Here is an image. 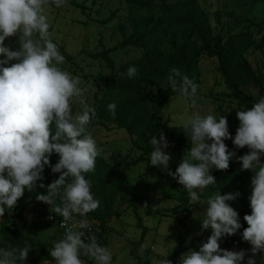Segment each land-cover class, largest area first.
Wrapping results in <instances>:
<instances>
[{
    "label": "clouds",
    "instance_id": "1",
    "mask_svg": "<svg viewBox=\"0 0 264 264\" xmlns=\"http://www.w3.org/2000/svg\"><path fill=\"white\" fill-rule=\"evenodd\" d=\"M65 3L66 0H0V218H4L6 210L15 208L25 190H35L53 153L59 158L50 166L51 171L59 176L46 186V194L38 193L36 199L51 206V211L65 223L73 221L74 216L86 217L99 206L91 181L86 178V174L95 171L101 152L87 132L95 108L84 100L79 78L61 68L65 58L51 39L46 14L50 6L60 8ZM18 34L19 46L10 50L4 41ZM126 74L133 79L137 68L129 66ZM168 82L184 100L197 93L198 84L176 68L171 69ZM77 102L82 109L73 115L72 106ZM107 108L115 116L116 103H109ZM236 118L239 125L233 136L223 115L197 112L182 117L181 127L189 146L174 172L168 170L171 157L165 151L169 147L165 135L161 133L159 139L152 136L149 141L147 164L168 171L193 204L206 205L203 217L198 218L201 229H210V235L198 250L185 252L180 264H256L255 254H264V163L260 159L264 156V97L251 107L238 109ZM228 139L237 149L247 147L248 151L236 159L241 170L253 172L247 197L250 214L243 216L247 227L240 234L251 246L248 251L252 255L246 260L245 250L231 251L219 246L223 237L241 229L239 214L228 203L240 193L221 195L218 190L203 201L200 195L217 182L210 171L227 170L235 156L224 143ZM89 228L87 219L67 228L63 238L48 250L54 264H82L81 255L94 264H113V253L108 247L98 244L94 236L85 240L84 230ZM30 248L29 243L22 247L0 244V264H24ZM161 264L170 262L163 257Z\"/></svg>",
    "mask_w": 264,
    "mask_h": 264
},
{
    "label": "rangeland",
    "instance_id": "2",
    "mask_svg": "<svg viewBox=\"0 0 264 264\" xmlns=\"http://www.w3.org/2000/svg\"><path fill=\"white\" fill-rule=\"evenodd\" d=\"M177 1L154 0L153 4L159 6ZM198 2L206 13L214 34L221 33L225 37L235 34L246 36L243 41V45L246 46L243 58L253 70L255 80L241 85L240 88L246 94L260 98V89L264 88V39H262L264 3H254L252 0H198ZM157 9L158 7H155L151 14L156 16ZM46 14L51 39L65 58L61 68L79 78V86L84 90V100L96 110L100 95L96 83L91 79L110 74L104 61L96 58V55L104 49L117 47L110 54L116 68L140 57L143 49L119 47L118 44L121 41V30L126 33L132 31L131 17H143L148 11H136L126 0H66L60 8L50 6ZM18 39L19 34L18 37L6 38L4 43L10 50H15L19 46ZM13 62L15 61L9 63ZM218 68L219 61L216 57L202 55L199 61L200 77L196 95L189 100H184L180 96L170 97L160 110L162 121L171 126L181 127V118L186 115L197 112L217 117L223 115L227 119L230 135L234 136L239 125L236 111L244 110L246 107L231 95ZM166 84L167 79L159 87L161 92L164 91ZM81 109L82 105L78 102L73 104V115ZM87 132L101 149L99 156L119 174L125 175L135 189L138 197L137 213L147 230L144 239L140 241L141 229L137 227V219L131 209H127L113 221L110 228L105 231L106 247L113 253V264H138L135 257L148 261V264H161L162 258L167 260L173 247L180 242L181 234H184L182 241L187 249L170 264H180L181 256L189 249L198 250L203 243L199 240L203 230L198 216L203 217L206 205L193 204L187 192L168 175V171L148 166L146 162L136 163L140 151L132 146L134 137L124 129L100 120L95 114ZM224 143L230 151L235 152V156L229 162V166H233L242 148L237 149L231 139L225 140ZM165 151L171 157L168 170L174 172L184 152L167 149ZM260 159L264 163V156ZM215 170L212 169L210 174ZM250 179L251 177L247 179L249 183ZM182 189L187 198V209L177 207ZM34 214V206H28L24 217L28 219ZM26 235L31 248L24 264H54L48 250L61 239L57 229L50 227L41 233L26 232ZM249 249L250 246L246 242H238L231 243L227 250H245L246 260L252 255ZM80 258L82 264H94V261L86 256L81 255ZM254 258L256 264H264V254L257 252Z\"/></svg>",
    "mask_w": 264,
    "mask_h": 264
},
{
    "label": "trees",
    "instance_id": "3",
    "mask_svg": "<svg viewBox=\"0 0 264 264\" xmlns=\"http://www.w3.org/2000/svg\"><path fill=\"white\" fill-rule=\"evenodd\" d=\"M153 1L126 0L127 4L136 11L145 10L148 11V14L143 17H131L132 31L126 33L121 30V41L118 46L141 48L144 51L143 54L116 68L110 54L117 47L104 49L96 55V58L104 61L110 74L91 79L96 83L100 95L95 110L96 116L102 121L124 129L133 136L132 146L140 151L135 162L146 163L149 162L148 156L151 152L149 141L152 136L159 139L160 134L163 133L169 143L168 151L184 152L189 146V140L182 131V127L168 125L162 121L159 115L160 110L170 97L179 96V93L172 91L169 86L168 77L171 74V69H178L182 74L193 79L199 87L200 58L202 55L216 57L219 61L220 74L231 95L240 104L248 108L259 99L253 94H246L240 88L241 85L255 80L253 70L243 58V52L246 49L243 41L246 36L235 34L225 37L221 33L214 34L208 17L200 7L198 0H178L173 4L159 6H155ZM252 1L264 3V0ZM155 7H158L156 16L151 14ZM262 39H264V34ZM129 66L137 68V75L133 79H129L126 74ZM166 79L167 84L164 91L161 92L159 87ZM260 92L261 97H264V88H261ZM112 102L116 103L115 116L107 108L108 104ZM54 130L55 125H53ZM247 151L245 146L239 150L237 157ZM58 158L55 153L49 157L50 165L44 168L43 180L37 182L34 191L25 190L23 196L17 201L14 214L8 216L9 210L5 211V216L0 221V244L3 246L22 247L27 243L26 232L37 234L50 227L56 228L54 222H49L44 217L45 211L38 210L39 206H45L46 203L38 201L36 195L43 192L46 194V186L58 178L59 173H53L50 167L57 162ZM211 175L217 182L200 193L201 199L206 200L218 190L221 195L236 191L240 193L239 197L228 203L238 212L241 229L236 234L223 237L219 241V246L227 250L234 240L237 241V244L246 242L241 239L240 234L243 228L247 227L243 216L250 214L247 197L251 189L247 179L252 177L253 172L241 170L239 161L236 159L235 164L229 166L227 170H215ZM86 178L91 181V191L94 197L99 200V206L95 211L88 213L86 217H78L98 222L100 232L97 233V236L101 239L98 244L107 246L105 231L127 209H131L136 216V225L141 229L140 241H142L147 230L142 225L141 218L137 213L138 197L127 177L119 174L105 159L98 156L95 171L86 174ZM40 184L45 187H39ZM179 202L177 207L187 209V198L183 189L179 196ZM28 206H34L35 214L26 219L24 212ZM209 235L210 229L203 230L199 240L206 242ZM59 236L63 238L60 232ZM183 238L184 234L179 235L180 242L167 256V261L170 263H173L174 259L186 251ZM247 245L249 244L247 243ZM135 258L138 264H148V261H143L140 257Z\"/></svg>",
    "mask_w": 264,
    "mask_h": 264
},
{
    "label": "built area",
    "instance_id": "4",
    "mask_svg": "<svg viewBox=\"0 0 264 264\" xmlns=\"http://www.w3.org/2000/svg\"><path fill=\"white\" fill-rule=\"evenodd\" d=\"M57 202H59V201H57ZM38 210L39 211H45L44 217L49 222H54L56 224V228L61 233L62 237L64 236V233L67 230V228L73 227L74 223L76 221H79L81 219H87V218H80L78 216H74L73 221H68L67 223H65L63 221V218L60 217L59 215L55 214L53 211H51V206L49 208V205H47V204H45V206H39ZM13 214H14V209L8 211V216H12ZM0 221H1V218H0ZM87 221L90 224V228L84 230L85 231V240L87 241L88 237L94 236L96 238L97 243L98 242L100 243L101 239L97 236V233L100 232L98 222H96L94 220H89V219H87ZM232 244H237V241L236 240L232 241Z\"/></svg>",
    "mask_w": 264,
    "mask_h": 264
}]
</instances>
